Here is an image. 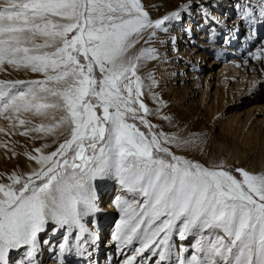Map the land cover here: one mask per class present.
I'll return each mask as SVG.
<instances>
[{
	"label": "snow or ice",
	"instance_id": "snow-or-ice-1",
	"mask_svg": "<svg viewBox=\"0 0 264 264\" xmlns=\"http://www.w3.org/2000/svg\"><path fill=\"white\" fill-rule=\"evenodd\" d=\"M193 6L204 8L185 4L153 19L143 0L0 4V66L44 76L0 80V116L25 126L26 135L67 132L55 151L31 156L36 170L0 183V264H13L14 252L21 253L14 264H40L41 245L49 243L40 237L49 228L69 230L76 241L65 236L60 245L65 264L94 248L98 236L83 219L96 208L93 183L113 173L132 194L117 201L123 215L112 242L121 264H264V174L177 155L170 146L191 141L159 130L148 118L153 109L145 91L158 85L141 69L159 53L151 46L137 51V45H151ZM237 7L250 27L264 23V0ZM249 55L262 59L264 49ZM152 98L160 102L154 92ZM22 112L53 122L27 127L32 122L20 118ZM174 235L178 241L198 237L195 248L181 247Z\"/></svg>",
	"mask_w": 264,
	"mask_h": 264
},
{
	"label": "rangeland",
	"instance_id": "rangeland-1",
	"mask_svg": "<svg viewBox=\"0 0 264 264\" xmlns=\"http://www.w3.org/2000/svg\"><path fill=\"white\" fill-rule=\"evenodd\" d=\"M188 1L190 0H143V3L145 4L146 9L150 12L152 18L159 19L166 14H170L172 11L180 10L181 8H183L185 4H187ZM205 1L206 2H204V4L207 7L208 0ZM214 1L215 0H211V5L214 4ZM179 4L180 5L183 4V6L177 8ZM189 4L192 5L199 4V0H191V3ZM193 8L195 9L198 7L193 6ZM207 8L209 11L211 10L214 11V8H212V6ZM201 11L202 9H199V11H195V13H200ZM190 13L191 11L187 14L182 13L183 16L182 22L186 21V18ZM238 13L240 12H238V8H236L235 13L233 11L231 17L241 18V14L238 15ZM200 15L202 16V18L204 16L205 18L208 17V15L206 14L205 15L200 14ZM219 19L220 18H218L217 22L220 21ZM222 21L224 22V19ZM222 21H220L219 23H223ZM199 22L200 21H196L194 27H198L197 30L201 31V29H199L198 26ZM203 22L202 25L204 24ZM207 24L209 25L208 34L211 31L210 33L212 34L211 36L216 35L214 37L215 39L213 38V41H210V39L208 40L206 39V37L201 38L202 37L201 34H195L190 38L191 39L190 44L188 45L192 47V49L195 52V55L197 54L199 55L203 53L204 56L206 55L207 58L203 62V65L204 63H206V67L204 66L201 67L198 70V74H200L203 79L207 78V80H210L211 77L210 75L212 73L217 72V74H219L221 67L229 64L231 60H233L236 57L231 56L225 58L226 52H222L220 51V49H218L219 47L222 46V43H219L222 36L220 37L219 40L217 39L219 35V30L216 29L218 28V26L210 25V22H207ZM176 25H178V22H172L169 25V31L167 33L162 31L158 32L157 38L154 41H152L150 45L151 47H155L158 49L159 59L155 60V64L152 67V72H153L152 75H154V78L157 81L158 86L153 87L151 89V92L146 90L144 95L145 103L148 104V106L151 109H153V114L150 115L148 118L152 121L153 124L159 126V130H162L168 133L169 135H177L181 140L191 141V143L181 144L179 146H177L176 144H172L170 147L172 151L177 155L185 156L186 158L194 162H199L201 164H204L207 167H214V165H212L207 161V159L203 156V154H207L208 146L211 143L219 140L220 142L228 146V148L232 149V151H234L235 154L238 155V160H236L237 163L234 162V164L232 163L228 165L224 161H222L221 163L222 165H226L227 167L230 168L242 167L246 170L249 171L251 170V172L253 173L255 172L254 174H264L263 168L259 169L260 171L259 170L252 171L251 164H248L249 155H251L252 152L254 151L256 152V150L258 149L259 151L257 150V152L264 153V122L262 123V119L264 118V108H262L264 107V92L257 93L255 92L256 90H252L254 87L259 86V88L263 89L262 91H264V78L260 77L259 73L247 71L244 82V88L247 87V93L249 94H247L246 96L235 98L232 101L233 102L232 106H230L231 104H227L223 109L221 107H215L216 109L215 112L211 111L210 109L208 110V108L206 107L207 102L206 103L203 102L202 107L199 109V111L195 112L194 108L190 107L191 103L189 100V96L188 94L185 93V90L180 87H176V88L173 87L170 84V81H167L163 79V77L159 76L161 70L165 69L168 72V69H170L168 68V64L170 61L169 54L174 53V51L176 50L180 51L178 46L175 48V50L170 48V45L167 44L166 38H164L167 35H172L173 31L177 27ZM229 28H230L229 24H223V26H221V30L223 29L225 31H228ZM250 31L252 36L251 38L255 42V44L252 45V48H250V50L253 51V53H255L258 49H261V46L263 45L264 42V23H255V25L250 28ZM202 34H205L204 31L202 32ZM243 36L244 33L242 34L241 37H239V40H241L242 42L241 44H238V46L243 44L244 47L248 48L247 40H246L248 37L244 39ZM223 39L225 40V38ZM37 42H42V39H38ZM213 42H216L217 44H214ZM142 45L143 42H141L140 46L138 47L140 48L142 47ZM198 63L200 62L195 61L193 66H195V68L199 67ZM222 63L223 66L221 65ZM11 66L12 65H9L7 63H5L3 66H0V80L18 79V80L28 81V80L44 79L42 73L32 72L30 70H24V69H17L16 76H13L12 73L16 68L12 66V68L10 69ZM240 72L241 70L239 69L237 71V76H239ZM146 73H149V71L145 70V68L141 69V75H145ZM242 77H243V73L240 75L239 80H241ZM215 81L216 79L215 80L211 79V82H215ZM255 81H257L255 85L250 86ZM220 83L221 84L218 87V93L214 95V97H216L218 94H221V96L223 94L225 101L231 99L230 97L232 94L231 89L235 86V83H231V85H229V83L228 84L223 83L222 81ZM201 87L202 88L199 89L200 91L204 89V84ZM215 89H216V85L211 92L214 93ZM152 92L156 93L160 97V102H157L152 98ZM200 94L201 92L196 96V99H200L199 98ZM228 95L230 98H228ZM11 114L13 115V113ZM236 114L239 116V119L242 122V124H238V126L236 125V123L234 125L230 124L231 120ZM164 116L170 117V120H164L163 119ZM2 119H4L5 126L1 125L0 127H3L5 131L0 132L1 134L0 135L1 136L0 137V143H1L0 144V183L9 184L11 183L9 177L13 173L27 175L37 169V166L35 165L37 164V161L31 159V156L35 155L36 152L35 150L40 147V142L37 141L35 134H33L34 132L30 134L31 137H29V134L27 135L21 134L19 130L20 125L19 126L16 125L17 127L16 128L14 127L15 128L14 129L13 126L11 125L10 127L8 126L9 123L12 124V122H9V120H6L4 117ZM247 119H248V124L245 127H243L244 122H246ZM5 121L6 122L8 121L9 123H7L6 125ZM214 123H216V125H214ZM211 124L214 125V127H212ZM33 126L34 125L29 127H33ZM21 127H25V126H21ZM64 131H65L64 137L56 140V143L53 142L54 140L51 141L49 144L50 146L44 148L45 150H43L42 154H48L52 151H55L56 147H58V143L62 142L67 135L65 129ZM248 140L250 141V146L248 143H246ZM35 142L36 144H34ZM24 153L27 154L26 158L25 156H23ZM25 159H28V161L30 160L29 162L31 163L28 162L29 164L28 163L26 164L27 160ZM117 182L118 179L115 177L114 173L103 180L95 181L98 191H103V192L108 188L110 189V191L116 192L118 189ZM118 194H119L118 197H121L123 199L130 200L132 197V194L128 193L126 190L124 191L121 190ZM109 229L110 228H108V230ZM46 235L47 234L41 235L40 237L41 240L47 238ZM107 237L109 238V240H111L113 236L108 235ZM174 239L176 240V242L180 244V241H178V238L176 236H174ZM193 239L196 242L198 237H193ZM187 245L190 246L189 243ZM116 251L118 250H117V246L114 243L112 249L110 250L107 249V258L108 256H110V253L111 255H113L112 257L114 256L117 257ZM75 264H78V262H76Z\"/></svg>",
	"mask_w": 264,
	"mask_h": 264
},
{
	"label": "bare ground",
	"instance_id": "bare-ground-1",
	"mask_svg": "<svg viewBox=\"0 0 264 264\" xmlns=\"http://www.w3.org/2000/svg\"><path fill=\"white\" fill-rule=\"evenodd\" d=\"M204 2L206 1L199 0V5H204V8L200 13H195V11H199V9H202L201 7H198L195 9L193 8L191 10V13L188 14L186 21L182 23L178 22V25H176L177 27L173 31L172 35H167L164 37L166 38L167 44L170 45V48L175 50V48L178 46L180 51L176 50L174 51V53L169 54L170 61L168 64V68L170 69H168V72L165 69L161 70L159 76L163 77V79L167 81H170V84L173 87L183 88L185 90V93L188 94L189 96V100L191 103L190 107L194 108L195 112L199 111V109L202 107L203 102L205 103L207 102L206 107L208 108V110L210 109L211 111L215 112L216 111L215 107H221L223 109L227 104H231L230 106H232L233 104L232 101L235 98L246 96L247 94H249L247 93V87L244 88V82H245L247 71L259 73L260 74L259 76L264 78V58L254 59L251 55H249V53H253V51H251L250 48H252V45L255 44V42L251 38L252 36H251V31H250L251 27L249 26L250 24L248 22H243L242 19L239 17H236V18L231 17V15L233 14V11L235 13V9L238 8L237 5L242 4L243 0H215L214 4L212 5V8H214V11L213 10L209 11L206 5L204 4ZM252 2H256V0H252ZM3 3H4V0H0V4H3ZM189 3H191V0L187 2V4ZM183 4L182 5L179 4L177 8H180L181 6H183ZM238 12H240L239 8H238ZM200 14L208 15V17H210L211 20L209 18H205V16L202 18ZM238 15H240V13H238ZM218 18H220L219 19L220 21L224 19V22L223 21H222L223 23H219L220 21L217 22ZM196 21H200L198 23V26H199V29H201V31L197 30L198 27H194ZM202 22L204 23L203 25H202ZM207 22H210V25L218 26V28L216 29V30H219V35L217 39L219 40L220 37L222 36L219 42V43H222V46L219 47L218 49H220V51L222 52H226L225 58L231 57V56L236 57L233 60H231V62L229 61L230 63L227 65L223 66V63H222L221 65L223 67H221L219 74H217V72L212 73L210 75L211 76L210 80H207V78L203 79L202 76L198 74V70L201 67L203 66L206 67V63H204L203 65V62L207 58L206 55L204 56V53L195 55V52L192 49V47L188 45L190 44V40H191L190 38L195 34H201L202 36L201 38L206 37V39L208 40L210 39V41H213V38L216 35L211 36L212 35L210 34L211 31L208 34L209 25L207 24ZM223 24L230 25V28L228 29V31H225L223 29L221 30V26H223ZM203 31L205 34H202ZM243 33H244V36H243L244 39L248 37L246 39L248 48L244 47L243 44L238 46V44H241L242 42L241 40H239V37H241ZM223 38H225V40ZM213 43L217 44L216 42H213ZM138 46L140 45H137L136 50L139 49ZM142 46H150V45L143 44ZM261 49H264V42H263V45L261 46ZM195 61L200 62L198 63L199 67L195 68V66H193ZM154 64H155V60L148 62V64L144 67L145 70H148L152 74L153 73L152 67ZM228 65H231V66H228ZM232 65H233V68H232ZM11 68L12 66L10 67V69ZM239 69L241 70V72L239 76H237V71ZM242 73H243V77L241 80H239V77ZM16 74H17V68L14 69L12 75L16 76ZM211 79H214V80L216 79V81L211 82ZM221 81L226 84L229 83V85H231V83H235V86L231 89L232 91V94L230 96L231 99L227 101H225L223 94L222 96L221 94H218L216 97H214V95L218 93V87L221 84L220 83ZM256 82L257 81L252 83L250 86L255 85ZM203 84H204V89L200 91L199 89L202 88L201 86ZM215 85H216V89L214 93H212L211 91L213 88H215ZM252 90H256L255 92L257 93L264 92L262 91L263 89L259 88V86L254 87ZM200 92H201L199 96L200 99H196V96ZM229 95H228V98H230ZM9 114L12 115L11 113H5V115H9ZM61 114L62 113L60 111L55 112L56 118L58 119ZM19 115H20V118L25 119L26 121L32 122L27 127L32 126V125L34 126L39 125L40 123L50 124L53 122L51 117L45 118L39 115H35L33 112H26V113L22 112ZM2 118L3 117H0V126L1 125L5 126L4 119ZM9 122H12V124L19 126L18 121H9ZM9 122L5 121V124L7 125V123ZM263 122H264V118L262 119V123ZM235 123L237 126L238 124H242L237 114L234 115L230 124L234 125ZM12 124L9 123L8 126L10 127V125L12 126ZM247 124H248V119L246 122H244L243 127H245ZM214 125H216V123H214ZM214 125H212V127H214ZM20 127H19L20 133L24 134L25 127H21V129ZM64 133H65L64 129H60L57 131L55 137L54 136L44 137L43 133H33V134H35L37 141L40 142L39 148L42 149V152H43V150H45L44 145H49L51 141L56 139V137H59V138L64 137ZM30 134L31 133H29V137H31ZM246 143H248L250 146L249 140ZM34 144H36V142ZM257 150L256 152L254 151L251 153V155H249L248 164H251L252 171L259 170L262 168L264 169V153L257 152ZM42 152L41 153L35 152V155L39 156L42 154ZM23 156H25L26 158L27 154L24 153ZM203 156L207 159L209 163H211L214 166L222 165L221 164L222 161L230 165L232 163L234 164V162L237 163L236 160H238V155L235 154V152L232 151V149L228 148V146H226L224 143L220 142L219 140L211 143L208 146L207 154H203ZM25 160H27L26 164L30 161V160L28 161V159H25ZM35 165L37 166V168L39 167L38 163ZM117 184H118L117 186L118 189L116 192L110 191L109 188L103 192V191H98L96 183L95 182L93 183V191L97 198V204H96V208L91 213H89L88 215L84 217L83 223L87 229L97 234L98 240L95 244V247L89 248L88 251L84 255L74 254L72 256L67 257L66 258L67 264H75L76 262H78V264L79 263L80 264H121L122 257L119 251H116L117 257L115 256L112 257L113 255H111L110 253V256H108L107 258V249L110 250L114 246V242H112V239L109 240L107 236L108 235L113 236L115 234L116 226L120 222V219L123 215L120 208L117 207V201L125 200L121 197H118L119 195L118 193L121 190L124 191L125 189L120 185L119 181L117 182ZM108 228L110 229L108 230ZM43 234H47L46 235L47 238H45L44 240L49 241V243L41 245V250L38 254V260L40 264H65V257H64V254L61 253L60 245L64 243L65 236H67L69 240L71 241V243L75 245L76 241L74 237L71 235V232L69 230L53 231L51 228H49L46 232L42 233L41 235ZM173 240L174 242H176L174 237H173ZM188 243L190 244V246L187 245ZM196 243H197V240L195 242L193 239V236H190L187 241H180L181 247H188L191 249L195 248ZM20 255H21L20 252L12 253L11 260L13 261V264L19 258ZM184 255L187 258L188 253H184ZM173 259H175V257H173Z\"/></svg>",
	"mask_w": 264,
	"mask_h": 264
}]
</instances>
